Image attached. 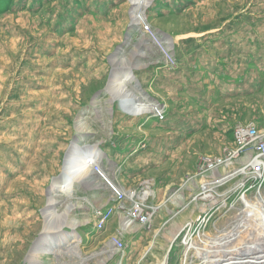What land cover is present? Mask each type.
I'll use <instances>...</instances> for the list:
<instances>
[{"label":"rangeland","instance_id":"rangeland-1","mask_svg":"<svg viewBox=\"0 0 264 264\" xmlns=\"http://www.w3.org/2000/svg\"><path fill=\"white\" fill-rule=\"evenodd\" d=\"M134 10L130 0H0V264H31L51 254L36 251L47 236L44 209L73 144L87 158V150L97 148L101 156L94 157L124 187L153 180L159 212L150 226L124 235L126 252L131 264H159L165 255L169 264H178L184 253L180 242L200 214L194 200L201 179L196 163L231 145L230 131L216 122L264 127V0H153L145 15L149 26L133 24ZM248 24L260 32L249 36ZM225 28L234 39L221 34ZM165 40L170 52L163 56ZM228 41L233 58L246 60L240 66L247 65L254 72L249 77L259 83L250 97L226 102L216 93L199 108L177 88L154 86L162 72L179 71L190 54L215 57ZM129 56L136 67L128 87L139 90L162 120L155 110L133 112L106 93L121 72L113 61ZM202 88L208 92L206 84ZM189 118L194 123L186 122ZM94 177L92 183L72 185L71 195L54 209L75 204L63 230L78 238L74 252L84 258L59 247L47 256L57 264H103L107 237L116 234V217L92 240L82 231L109 207ZM8 231H13L10 240Z\"/></svg>","mask_w":264,"mask_h":264},{"label":"built area","instance_id":"built-area-1","mask_svg":"<svg viewBox=\"0 0 264 264\" xmlns=\"http://www.w3.org/2000/svg\"><path fill=\"white\" fill-rule=\"evenodd\" d=\"M145 26L149 25L145 24ZM151 39H154V37ZM160 43L162 49L156 42L155 45L161 49L160 52L163 56H166V45L162 41ZM155 113V117L159 120L163 119L160 117L159 110L156 109ZM92 160L94 163L90 164V166L94 172H97L100 180L98 183V187H100H97V189L106 194V205H109L103 212L97 213L100 217L96 218L93 226L98 231L112 217H116L119 220L116 234L111 235L108 239L111 245L102 252L103 264H126L131 257L126 252V244L123 241L124 235L128 234L131 236L150 226L159 212L160 203L152 200L153 180L146 178L140 180L133 188L124 187L104 171L98 157L93 156ZM196 166V174L200 175L201 179L206 178L207 180L199 184L197 193L194 196L200 214L189 225L192 230L189 233L190 236L186 234L184 237L185 241L180 242L184 248V253L180 254L178 264H203L204 259L186 244H188L194 233L199 235L202 232V235H207L208 233H213L210 229L216 231L221 229L215 221H210L213 212L221 211L220 217L232 216L246 200H253L258 196L264 205V127H259L252 123L234 125L231 145L224 146L216 154L201 156ZM215 172H225L223 175L239 172L240 174L243 173V175L239 174L235 177L227 178L221 183L219 180L223 176L215 178L213 175ZM209 221L211 228L206 230V222L208 223ZM222 228H225V226ZM261 255L262 258L260 261L257 259L255 264H264V253ZM231 258L228 262H234L233 264L245 263V259L235 258L234 256ZM168 259L169 256L165 255L159 264H169Z\"/></svg>","mask_w":264,"mask_h":264},{"label":"bare ground","instance_id":"bare-ground-1","mask_svg":"<svg viewBox=\"0 0 264 264\" xmlns=\"http://www.w3.org/2000/svg\"><path fill=\"white\" fill-rule=\"evenodd\" d=\"M130 3L135 9V12L133 11V24L142 26L146 23V11L153 3V0H130ZM139 6H141L140 11H138V9H140ZM164 43L170 44L168 40H165ZM166 52L168 53L170 51L167 50ZM113 63L120 68L119 70L121 72L111 81V84L106 87V93L113 99L123 102L125 106L135 109L133 112L147 114L152 113L154 110L156 111L151 103L144 102V95L139 92V90L128 87L132 80L130 79V71L136 67L131 56L121 58L120 60L116 59ZM140 101L142 104L137 105L136 103ZM81 149L82 147L73 144L65 162L63 175L53 187L57 188V190L47 201L46 208L44 209L46 218L44 230H46L47 236L38 244L36 250L38 253H55L56 250L58 251L59 247H63L70 253L76 255V257L74 256L75 258H80L84 261V258L80 257L78 251L74 252V249H76L79 244L78 238L75 235L72 237H70L71 235H66L63 230V227L70 220V213L76 208L75 204L69 203L61 212H56L57 210L54 211V209L61 204V198L71 195L72 185L88 183L90 179L93 180L95 178L94 176L97 175V172H94L90 164L94 163L92 160L93 156H101L100 151L95 147L88 149L89 157L87 158L80 155ZM98 159L100 160V157H98ZM220 173L215 172L213 175L215 178L223 176V178L219 180L221 183L227 178L235 177L240 174L238 172L230 175H223L224 172L220 175ZM240 175H243V173ZM206 180V178H203L200 180V183ZM66 182L68 184H66ZM90 183L92 182L90 181ZM179 197L181 199V195H179ZM179 197L174 199L178 202L180 201ZM220 214L221 211L219 210L213 212L210 221H215L216 224H219L220 221L226 220V223L223 224L225 228L216 231L210 229V221L208 223L206 222V227L210 229V231H213V233H208L207 235H202V232L199 235L194 233L186 245L194 252L196 251L204 259L203 264H233L234 262H228L233 256L235 258L245 259L244 264H255L257 259L260 261L262 258L261 254L264 253V205L260 197L258 196L253 200H246L232 216L220 217ZM201 221L204 222L205 220ZM55 235H59V237H55ZM65 238H68V240L66 241ZM33 263L42 264L38 260H34Z\"/></svg>","mask_w":264,"mask_h":264},{"label":"crops","instance_id":"crops-1","mask_svg":"<svg viewBox=\"0 0 264 264\" xmlns=\"http://www.w3.org/2000/svg\"><path fill=\"white\" fill-rule=\"evenodd\" d=\"M250 26L251 24H248V26L246 27L251 28ZM222 29L223 27L220 28V30ZM226 31L228 32V34H225ZM252 31L253 32L249 33V36L255 35L256 32L257 33L260 32V31H255L253 29ZM221 34L228 36V38L230 39L235 38L232 37L231 28H225V30ZM260 34L263 35L262 33ZM246 38H248V35H246ZM190 41H194V40H190ZM241 43H246V41H241ZM217 46L218 44L215 46V49ZM231 46H232L231 41L222 44L219 47L220 50L219 53L215 57H210L207 52H205L204 55H200V56H197L196 54H195L196 56L190 54L188 59L184 61L179 71H175L173 73L162 72L165 74L158 76V81L157 82L154 81V86L157 88V90L160 88L162 89L166 88L169 89V91H174L177 88L178 90L181 91L182 94H186L189 98H191L193 105L199 108L205 107L208 103H210L211 100H213L211 98L214 99L217 98L216 93L223 94L224 98L226 99V102L232 100H238L239 95H242V97L244 98L250 97L251 94L254 93V91L256 90L259 83H255V81L253 80L254 77L251 78L249 77V73L251 74L254 72L247 70V65H245L246 67L240 66L239 63L244 61L246 62V60H244L243 58H238V56L233 58L234 55L231 53V51H229ZM199 47L201 48V45ZM248 50L251 51L250 49H245L243 53H247ZM260 60L264 64V58ZM257 72H260L259 74H261L263 73V70L260 68V70H257ZM204 84L207 85L208 92L203 90L202 87L204 86ZM210 93H214V96L209 97ZM186 122L194 123L193 119L191 118H189V120L186 119ZM208 122L209 121H206V124H208ZM209 124H211V121L209 122ZM216 124L218 125V128L220 130H225V132L230 131L232 138V129L234 127V126L231 127L232 123H228L227 120L226 121L219 120L216 122ZM219 151L220 150L216 151V153H218ZM140 157L144 158V153H141ZM138 172L140 171L138 170L133 171V174ZM157 190H159L158 187ZM82 231L85 237L91 238V240L96 235V230L93 224L83 227ZM8 233L10 234V238H9L10 240L13 237V231H8ZM38 234H40V232ZM9 240L7 239V241ZM133 241L137 242L138 240L134 239ZM32 242H33L32 240L29 242L30 245L28 246V249H30ZM108 246H110V244ZM134 248L137 247L134 246ZM33 250H35V248ZM24 255L26 256V253H24ZM31 255L36 257L35 252H32ZM49 255L52 256V253L48 254L47 256ZM40 257H42L41 254L37 258L39 259ZM46 257L45 260L43 261L41 260L40 262L41 263L43 262V264H57L56 262H53L50 259V257L49 258ZM102 261H103V257H102ZM30 263L34 264L31 261ZM19 264H24V262L21 260ZM126 264H131V259H129V261H127Z\"/></svg>","mask_w":264,"mask_h":264}]
</instances>
